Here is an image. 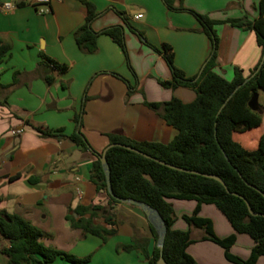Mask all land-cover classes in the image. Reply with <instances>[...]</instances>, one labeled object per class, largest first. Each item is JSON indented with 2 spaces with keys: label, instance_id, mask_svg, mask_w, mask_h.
<instances>
[{
  "label": "crops",
  "instance_id": "1",
  "mask_svg": "<svg viewBox=\"0 0 264 264\" xmlns=\"http://www.w3.org/2000/svg\"><path fill=\"white\" fill-rule=\"evenodd\" d=\"M12 1L14 7L0 11V43L9 52L0 61V211L18 214L44 232L45 245L78 257L91 256L88 264H148L141 251L151 255L157 237L144 211L129 203L114 204L115 233L102 237L84 233L74 212L78 205H108L106 190L92 176L94 161L110 144L109 134L123 133L138 141L169 143L178 130L145 101H167L173 97L185 103L195 100L193 88H167L160 80L172 77L163 54L155 47L170 44L175 64L188 77H198L210 56L212 42L195 10L219 21L215 25L219 49L215 72L231 80L234 68L248 76L262 57L254 30L229 21L259 16L260 0H90L99 15L96 31L123 25L129 61L122 48L108 35L100 34L98 49L88 53L76 42L75 32L84 24L87 7L80 0H59L39 5L36 0ZM144 32L147 42L134 32L119 14ZM143 16L137 18L136 15ZM43 56L67 66L60 72L40 66ZM49 73L53 80L45 78ZM129 85L135 87L131 95ZM260 96V95H259ZM81 131L89 144L84 148L69 138ZM42 125L59 136L45 137L33 128ZM260 132H264V116ZM78 188L81 194L78 193ZM176 216L173 227L190 231L193 242L188 253L198 264H236L225 249L205 238L204 228L188 223L183 216L198 206L195 199L169 198ZM73 216L75 221L69 217ZM87 217L89 216L86 215ZM199 216L211 219L220 238L235 235L231 253L248 258L255 240L235 230L226 215L213 203H202ZM94 222L111 228L103 217ZM138 241L141 248L123 250L122 245ZM9 246L0 236V264H8L2 252ZM31 264V263H29ZM52 264H70L58 257ZM257 264H264V255Z\"/></svg>",
  "mask_w": 264,
  "mask_h": 264
},
{
  "label": "trees",
  "instance_id": "2",
  "mask_svg": "<svg viewBox=\"0 0 264 264\" xmlns=\"http://www.w3.org/2000/svg\"><path fill=\"white\" fill-rule=\"evenodd\" d=\"M80 1L87 7V16L84 24L75 32L79 47L88 53H94L98 49L99 35L106 34L122 48L130 65L124 26L112 25L99 32L94 30L92 23L99 15L96 6L90 0ZM181 9L191 11L202 24L212 42L210 56L196 79L188 77L176 66L175 52L170 44L154 46L163 54L172 70V77L160 80V83L167 88H193L197 96L189 103L177 97L167 101H145L173 125L178 134L169 143L138 141L119 132L110 133L108 136L110 143L132 146L174 166L216 174L223 179L226 186L217 179L169 167L125 147H111L107 151V160L115 195L148 203L159 211L167 227L163 252L157 246L150 255L146 248H141L138 241L122 245L121 248L126 251L141 248L148 264H158L161 256L167 264H198L188 253V246L193 242L190 231L173 227L176 216L172 204L168 201L169 198L195 199L199 203L198 206L192 214H185L183 218L190 224L204 228L205 238L224 247L226 257L230 261L236 264H257L258 258L264 255V215H252L245 199L254 211L264 214V195L260 192H264V132H260L264 108H260V103L255 107L250 106L254 93L264 91V0L259 2L257 18L249 19L244 16L229 21L234 26L254 30L258 44L262 47V57L250 74L246 76L243 69L236 66L231 80L214 70L219 49V36L215 25L219 21L192 9ZM119 14L127 25L147 42L144 32L132 25L125 13ZM9 49L7 43H0V61ZM40 66L51 67L60 72L67 69L66 65L58 64L47 56H43ZM252 74L254 75L251 76ZM45 78L48 82L53 80L49 73ZM129 86L128 94L131 95L135 87ZM1 87L3 85L0 83ZM77 120L78 131L69 135V138L88 148L89 144L81 131V115ZM32 126L45 137L61 135L60 130L54 132L42 125ZM92 176L98 187L108 193L100 154L93 163ZM234 193L242 195L245 199ZM108 196V205H78L75 208L74 212L80 217L78 222L84 233L95 234L103 239L115 233L113 226L116 224V215L111 209L114 204L121 202L109 193ZM202 203L215 204L237 232L249 234L255 240V246L248 258L231 253L230 249L236 241L235 235L220 238L214 231L211 219L199 216ZM98 217H103L112 227L96 224L94 220ZM69 218L75 221L73 216L70 215ZM152 228L158 239L153 225ZM0 236L9 243V246L2 249L8 257V264H52L58 257L70 264H88L91 259V256L78 257L54 246L45 245L42 241L44 232L40 228L26 218L5 210L0 211Z\"/></svg>",
  "mask_w": 264,
  "mask_h": 264
},
{
  "label": "water",
  "instance_id": "3",
  "mask_svg": "<svg viewBox=\"0 0 264 264\" xmlns=\"http://www.w3.org/2000/svg\"><path fill=\"white\" fill-rule=\"evenodd\" d=\"M262 60H264V55H263V59ZM203 68H204V66H203ZM201 72H202V70L200 71V73H199V75H198V77L196 79L199 78ZM254 74H252L251 76H253ZM249 78L250 77H248V79ZM258 99H259V92H255L253 97H252V99H251V101H250V106L251 107H255L258 104ZM113 146H121V147H125V148H127L129 150L136 151V152H138V153H140V154H142V155H144V156H146L148 158L154 159V160H156V161H158V162H160V163H162L164 165H167L169 167H173V168H176V169L185 170L187 172H192V173L200 174V175H203V176H206V177L217 179V180H219L220 182H222L226 186V184L223 181V179L220 176L216 175V174H206V173H202V172H199V171H193V170L177 167V166H174V165H172L170 163H167V162H165L163 160H160V159H158L156 157H152L151 155H149L147 153H144V152H142V151H140V150H138V149H136V148H134L132 146H128V145L121 144V143H110L103 150V152L100 154V160H101V163H102V166L104 168V171H105V174H106V178H107V190H108V193L112 197H114L117 200H119L120 202L129 203V204L138 206L144 211V213L148 217L149 221L155 227V229H156V231L158 233L157 245L161 249L162 252H163V248H164V242H165V236H166L167 227H166V224H165L162 216L160 215L159 211L157 209H155L154 207H152L151 205H149L148 203H146V202H143V201H140V200H137V199H134V198L117 197L115 195L114 191H113L112 180H111V169H110V165H109L108 160H107V151ZM260 192L264 195V192H262V191H260ZM234 194L244 198L242 195H239L238 193H234ZM245 201L247 202L249 211H250V213L252 215H254V216L264 215V214H261V213H259L257 211H254L253 208L251 207L250 203L246 199H245ZM158 264H167V262H166V260L164 259L163 256H161L160 259L158 260Z\"/></svg>",
  "mask_w": 264,
  "mask_h": 264
},
{
  "label": "built area",
  "instance_id": "4",
  "mask_svg": "<svg viewBox=\"0 0 264 264\" xmlns=\"http://www.w3.org/2000/svg\"><path fill=\"white\" fill-rule=\"evenodd\" d=\"M52 1H59V0H36L34 5L36 6V9L39 13H43V12H46L47 9H45L44 7H39V5L48 4ZM14 6L15 5L12 1L0 3V11H8V10L12 9ZM142 16H143L142 13H138L136 15L137 18H140ZM78 193L81 194V190L79 188H78Z\"/></svg>",
  "mask_w": 264,
  "mask_h": 264
},
{
  "label": "rangeland",
  "instance_id": "5",
  "mask_svg": "<svg viewBox=\"0 0 264 264\" xmlns=\"http://www.w3.org/2000/svg\"><path fill=\"white\" fill-rule=\"evenodd\" d=\"M259 99H258V103H260L261 105H260V108H264V91H260L259 92ZM237 137L239 136V135H236Z\"/></svg>",
  "mask_w": 264,
  "mask_h": 264
}]
</instances>
